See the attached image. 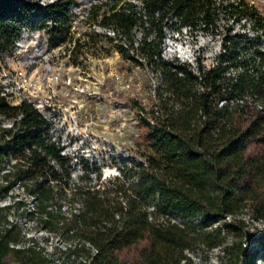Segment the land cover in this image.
Returning <instances> with one entry per match:
<instances>
[{
  "label": "trees",
  "instance_id": "obj_1",
  "mask_svg": "<svg viewBox=\"0 0 264 264\" xmlns=\"http://www.w3.org/2000/svg\"><path fill=\"white\" fill-rule=\"evenodd\" d=\"M73 1L0 0V55L11 50L24 24L44 25L51 41L63 39ZM218 8L239 22L249 16L254 28H264V17L246 0H100L90 6L83 20L112 26L115 34L85 30L82 39L76 37L70 57L85 50L108 53L114 46L123 58L158 69L159 82L152 103L131 98L138 153L129 155L130 162L120 157L119 172L102 187L74 186L71 198L80 205L70 216L46 209L55 193L66 195L69 155L60 152L58 137L50 139V122L30 101L11 104L0 94V113L13 120L10 126L0 125V166L9 153L17 157L4 174L8 182L0 183V196L14 179H21L47 211L42 224L61 228L67 237H85L96 247L90 253L81 245L67 246V257L83 252L89 264H189L185 249L223 243V226L239 235L244 212L264 219V109L253 102L264 105L259 38L251 43L252 37L241 31H222L214 64L200 76L187 62L162 55L166 27L188 24L191 34L213 29ZM230 68L234 72L226 73ZM225 97L243 101L219 105ZM10 207L0 205V220ZM224 215L231 220L211 225ZM20 236L18 221L0 231V264H53L37 245L10 244ZM254 239L259 241L255 248L242 239L222 244L224 255L232 257L230 264H254L258 247V264H264V228Z\"/></svg>",
  "mask_w": 264,
  "mask_h": 264
},
{
  "label": "rangeland",
  "instance_id": "obj_2",
  "mask_svg": "<svg viewBox=\"0 0 264 264\" xmlns=\"http://www.w3.org/2000/svg\"><path fill=\"white\" fill-rule=\"evenodd\" d=\"M246 1L254 4L257 12L264 17V0ZM252 20L249 16L241 17L239 22L230 16L218 14L216 28L194 31L193 34L189 29L179 33H168L164 38L166 52L189 54L195 48L204 60L212 61L222 31L227 28L231 32L241 31L252 39L259 38V45L264 49V28H254ZM84 24L82 14H70L66 36L56 42L47 38L51 44L61 46L49 49L48 57L29 64L34 68L32 72L36 69L40 73H50V78L43 80V84L51 86L57 99L56 115L49 128V137L54 139L58 136L62 150L69 155L71 162L70 183L64 184L67 188L66 195L55 193L46 203V209H52L54 212L58 208L63 212L72 210L71 202L76 200L71 198L74 186L93 184L94 187H102L119 172L120 157L123 156L130 162L129 155L132 152L138 153L136 142L139 140V128L136 125L134 108L130 106L131 98H137L146 105L152 103L156 98L155 87L159 82L157 72L131 59L123 58L114 46L108 53L102 49L96 53L85 50L75 59L71 58L68 41L70 42L69 39L73 36L70 35L81 36L83 30L91 28L96 30L98 27L96 22L86 27ZM256 33L259 36L255 35ZM40 39L41 36H38L37 41H41ZM102 42L106 43L105 40ZM254 42L255 39L251 41ZM31 55H40L34 46L7 52L4 57L10 64H20L25 63ZM8 121L3 119L4 123ZM97 170L100 171L98 177ZM20 204L14 203L6 211V215L10 214L21 225L23 235L20 243L39 246L57 264H87L82 252L73 257L66 256L63 249L69 237L59 227L45 229L37 214L30 210L31 201H27L23 206ZM34 206L38 212L43 211L37 203H34ZM148 207L151 208L152 205ZM242 216L244 221L239 229V235H235L225 226L222 227L223 243L242 239L245 246L255 248L259 241L254 238L264 228V219L260 220L247 212ZM171 218L181 220L177 215H172ZM223 220H231V216L224 215L220 220L212 221L211 225L214 227ZM223 243L208 248L195 245L185 249L190 258L189 264H230L232 257L224 255ZM261 254L262 250L258 247L254 264H258Z\"/></svg>",
  "mask_w": 264,
  "mask_h": 264
},
{
  "label": "built area",
  "instance_id": "obj_3",
  "mask_svg": "<svg viewBox=\"0 0 264 264\" xmlns=\"http://www.w3.org/2000/svg\"><path fill=\"white\" fill-rule=\"evenodd\" d=\"M28 1H34L38 4H47L54 0H28ZM134 1L140 2L141 0H134ZM95 2H100V0H74L69 9L70 14H82V16L84 17L88 9L90 8V6ZM216 14H229V12L228 11L225 12L223 9L218 8ZM230 17H232V15ZM242 17L246 18V16H242ZM89 24L90 22L87 21L85 22L84 25L86 27ZM187 29H189L188 24H182L179 26V28L166 27L164 38L170 32L179 33ZM96 30L100 32L112 34V35H114L116 31V29L113 28L112 26H102L100 24H98V27L96 28ZM84 31L85 30H83V32ZM139 35L140 33H138V37ZM38 36H41V39H40L41 41L39 42L37 41ZM72 36H71L72 38L69 39L70 42L68 41L69 50H72V48L74 47L76 43V37H79V36H75L74 34H72ZM47 38L49 39V35L46 30V26L44 25L31 26L27 24L21 25L18 34L14 37V44L10 51H15V50H20V49L23 50L27 48H32L34 46L36 52H39L40 55L29 56L26 59L25 63L10 64L5 60V57H4L5 54L10 51L3 52L0 55V94L3 95L6 101L11 104H19L20 101L23 99L30 101L41 112V114L46 118V120L50 122V127H51L52 119H54L56 115L55 114L56 112L55 100L57 98L51 86L50 85L45 86L43 84V80H48L50 78V73L48 72L40 73V71L36 69L32 72V69L34 68H31L29 66V64L32 62H37L39 59L43 57H48L49 49H54L55 47L57 48L61 46L60 44H57V45L51 44L49 41H47ZM48 43H49V46H48ZM220 44H221V38L219 40L218 49L215 52V54H213L212 56L213 58H215V55L220 51V48H221ZM162 55L164 57H169V58L176 57L180 61L187 62L189 68L199 76L201 74V71H203L204 69L214 64V59L209 62L207 60H204L199 55V51L196 50L195 48L189 54L171 52V51L166 52L164 39H163V44H162ZM155 72L159 74L158 69ZM233 72H234V68H230L226 70V73H233ZM201 87H202L201 84H199L198 88H201ZM242 101H243V97H235V98L225 97V98H221L218 104L221 105L225 102L234 103V102H242ZM247 101L251 102L252 97L247 95ZM253 102H255L258 107H261L264 109V105L261 101L253 99ZM0 118H1L0 125L2 126H10L13 124L12 118L9 116H6L5 114L0 113ZM3 119H8L9 120L8 123H4ZM60 152L66 153L64 150H62V148L60 149ZM16 159L17 157L13 156V154L11 153H9L7 156H4V159L2 160V163L0 166V183L1 184L8 182L9 178L8 176L6 177L4 174H6L7 172H9V170H11L12 162L15 161ZM64 189H67V188L64 186ZM19 200L23 201L20 204V206L25 205L27 201L32 202V206L30 207V210L37 214L39 218L38 220H40L41 217H47L46 210L38 212L37 208L34 206V203H37L36 195L28 191L25 188V185L22 182V180L17 178V179H14L10 183L5 194L0 196V205L10 204L12 206L14 205V203H19L18 202ZM71 204L73 205V208L72 210H70V212L62 211L63 214H65L66 216H70L72 212L77 211L80 205V202L78 200H74L73 203L71 202ZM49 207L52 208L50 205ZM48 210L50 209L48 208ZM11 221H17V220L13 219L10 214L6 215L5 219L0 220V231L3 230V228H5L6 226H9ZM44 228L47 230L49 229L46 226ZM22 233L23 232L21 229L20 238L17 240V242L15 243L10 242V244H13L16 246L24 245V243H20V239L22 238V235H23ZM70 245L71 246L81 245L87 248L90 253H93L96 250L95 245L89 239L85 237H78V236L69 237V240L66 242V244H64V247L66 248L67 246H70ZM84 258L86 260V263L89 264V258L86 256V254H84ZM53 264H57L54 261V259H53Z\"/></svg>",
  "mask_w": 264,
  "mask_h": 264
}]
</instances>
